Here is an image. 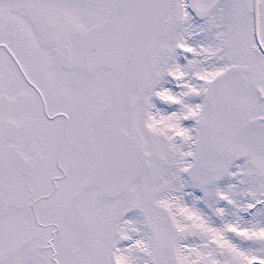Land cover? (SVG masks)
<instances>
[{"label":"snow or ice","instance_id":"snow-or-ice-1","mask_svg":"<svg viewBox=\"0 0 264 264\" xmlns=\"http://www.w3.org/2000/svg\"><path fill=\"white\" fill-rule=\"evenodd\" d=\"M0 264H264V0H0Z\"/></svg>","mask_w":264,"mask_h":264}]
</instances>
